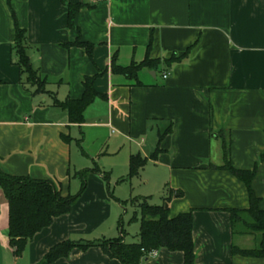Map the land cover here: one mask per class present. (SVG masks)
Segmentation results:
<instances>
[{"label": "crops", "instance_id": "crops-1", "mask_svg": "<svg viewBox=\"0 0 264 264\" xmlns=\"http://www.w3.org/2000/svg\"><path fill=\"white\" fill-rule=\"evenodd\" d=\"M67 2L90 6L77 14L78 30L67 27L60 0H0V170L58 183L63 197L78 193V173L94 166L100 173L87 174L86 188L70 212L37 233L19 257L9 246V206L0 190V264H41L51 248L66 241L120 238L127 206L137 215L130 221L137 232L131 236L122 226L123 242H138L134 198L155 206L168 198L170 217L193 211L195 264H264L231 254L232 246L256 245L254 235L233 234L228 213L249 207L247 190L229 172L210 167L222 166L225 157L237 169L258 164L252 188L264 210V160L259 161L264 151V0ZM15 23L26 31L27 54L47 82L46 94H35L20 74L12 49ZM78 35L94 46L92 60L84 48L65 47ZM150 38L152 59L181 55L196 45L168 70L163 64L141 70V85L111 72L115 55L122 67L142 62ZM97 74L99 95L86 108L82 124H71L54 98L80 99L84 79ZM165 132L156 160L126 179L130 157L150 158ZM112 179L116 185L135 179V196L116 194ZM156 197L160 205L150 203ZM183 259V253L162 248L140 264H183ZM51 264L123 263L92 247L73 249Z\"/></svg>", "mask_w": 264, "mask_h": 264}, {"label": "trees", "instance_id": "trees-1", "mask_svg": "<svg viewBox=\"0 0 264 264\" xmlns=\"http://www.w3.org/2000/svg\"><path fill=\"white\" fill-rule=\"evenodd\" d=\"M67 10V27L76 29L75 18L83 8H90L87 4H71L67 0H60ZM196 43L189 46L184 53L171 54L169 58L152 59L149 52L151 48V38L147 46L144 60L140 63L132 62L127 67L117 64L116 55L111 61V72L121 74L127 79L135 81L136 85H141L138 81V73L143 69L157 70L163 64L166 70L173 65L182 63L188 58ZM75 46L84 48L89 58L92 60L94 46L87 42H82L78 35L75 42L65 45V47ZM16 63L20 74L25 76V83L35 88V94H46L47 82L41 78L39 72L33 68L27 54V35L15 23V36L13 47ZM167 72V71H164ZM95 77H87L83 82V94L78 100H66L59 102L54 98L55 104L66 110L71 124H82L83 114L86 108L99 95L94 89ZM169 132H165L159 137L158 146L150 158H143L140 155L131 156L129 160V173L126 179L136 177L140 170L149 160H156L161 153L160 143ZM69 142L68 137L63 138ZM264 160V151L260 155L259 161ZM212 169L224 170L242 182L247 190L249 207L245 210H229L230 223L233 234L254 235L256 245L252 249H240L232 246L231 254L245 258H258L264 261V210L260 209L261 199L257 197L252 188L253 180L257 174L258 164L250 170H242L234 167L232 162L225 157V162L220 167L210 166ZM100 173L94 166L91 170H86L77 174L80 180L79 191L76 195L61 196L58 183L46 180H34L29 177H13L0 170V190L3 192L9 206L8 237L9 246L13 249L15 257L21 256L25 246L33 237L49 227L57 217L70 212L72 205L84 192L88 173ZM108 181V177L104 176ZM125 180V179H124ZM121 180V181H124ZM168 198L160 206L150 205L146 199H132L130 202L136 205L139 213V241L137 243L123 242L122 222L120 228L122 236L117 239L97 240V241H66L60 243L45 255L41 264H51L61 258H67L73 249L86 251L92 247H99L106 256L117 259L123 264H140L148 257L152 251L165 248L171 252L183 253V264H195V252L192 239L193 211L178 214L170 217L167 207ZM125 205L126 202H121ZM137 220L134 213L131 221Z\"/></svg>", "mask_w": 264, "mask_h": 264}, {"label": "rangeland", "instance_id": "rangeland-1", "mask_svg": "<svg viewBox=\"0 0 264 264\" xmlns=\"http://www.w3.org/2000/svg\"><path fill=\"white\" fill-rule=\"evenodd\" d=\"M118 186V187H116ZM110 187L113 189L114 187L117 188L116 194L118 195H122L123 197H130L135 196V179H133L132 181L128 182V183H118V185L115 184V182L113 181V179L110 182ZM150 203L155 204L156 205H160V201L159 199L156 197L154 200H152ZM128 209V214L124 217V219L122 220V226L124 228V230L126 232H129L131 236H135L136 232H137V224L130 222L131 219L133 218V210L132 208H130V206H127ZM129 227V229H128ZM129 243H136L135 239L134 241H132V238H129Z\"/></svg>", "mask_w": 264, "mask_h": 264}, {"label": "built area", "instance_id": "built-area-1", "mask_svg": "<svg viewBox=\"0 0 264 264\" xmlns=\"http://www.w3.org/2000/svg\"><path fill=\"white\" fill-rule=\"evenodd\" d=\"M89 2H95V1H98V0H88ZM167 77H168V74H163V76H162V78L165 80V79H167ZM156 255V251H152V252H150L149 254H148V257L150 256H155Z\"/></svg>", "mask_w": 264, "mask_h": 264}]
</instances>
